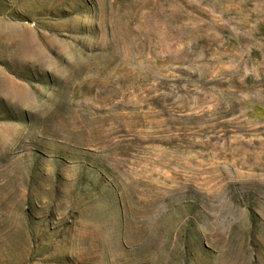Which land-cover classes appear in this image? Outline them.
I'll use <instances>...</instances> for the list:
<instances>
[{
  "label": "rangeland",
  "instance_id": "374dc122",
  "mask_svg": "<svg viewBox=\"0 0 264 264\" xmlns=\"http://www.w3.org/2000/svg\"><path fill=\"white\" fill-rule=\"evenodd\" d=\"M0 264H264V0H0Z\"/></svg>",
  "mask_w": 264,
  "mask_h": 264
}]
</instances>
